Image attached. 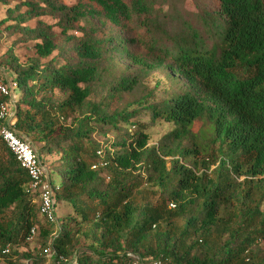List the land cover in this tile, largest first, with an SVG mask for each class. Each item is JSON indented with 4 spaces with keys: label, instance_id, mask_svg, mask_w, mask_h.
<instances>
[{
    "label": "trees",
    "instance_id": "trees-1",
    "mask_svg": "<svg viewBox=\"0 0 264 264\" xmlns=\"http://www.w3.org/2000/svg\"><path fill=\"white\" fill-rule=\"evenodd\" d=\"M191 1L0 0V37L34 54L0 57L16 135L61 164L48 222L0 138V264H45L18 251L32 229L58 264H264V0ZM153 124L168 130L149 145Z\"/></svg>",
    "mask_w": 264,
    "mask_h": 264
},
{
    "label": "rangeland",
    "instance_id": "rangeland-1",
    "mask_svg": "<svg viewBox=\"0 0 264 264\" xmlns=\"http://www.w3.org/2000/svg\"><path fill=\"white\" fill-rule=\"evenodd\" d=\"M65 3L67 5H72L74 3V0H65ZM177 3H178L177 4L178 8L180 9H183V10L185 9V11H189V12L194 11L193 2L191 0H179V2ZM4 10L5 8L2 5H0V19L4 15ZM42 20H44L46 23L54 22L48 17H44V19ZM29 24L33 26L34 22H30ZM55 32L57 34L58 32L57 29H55ZM16 38H17L16 36L7 37L5 33L1 34L0 57L6 52L11 51V53L14 54V56L19 60L20 64L26 65L27 63H29L28 60L30 58H33L34 56L33 51L30 48V44L19 43L15 45L13 42H15ZM133 50L139 55L145 54L144 49L142 47L137 46V47H134ZM135 68L136 67L131 66L127 61L121 62V66H117L114 70L108 67L107 69H105L103 73V81L108 82L111 78L114 79L119 74L121 75L123 70L125 71L130 70V72H132V71H135ZM0 74L2 75L3 78L10 81L11 75L6 68L4 70H0ZM164 77H165V72H157L154 74H149L147 76H142V79L144 80L143 89L152 88L154 86V83L157 80H163L165 79ZM15 95H16V100H17V96L19 95V92L15 91ZM132 96L133 95H131L129 99L127 100H132L133 98ZM55 97H59L58 92H55ZM94 99L97 100L98 97ZM139 120H141V122L143 123L149 124L148 117L145 115V113H143L140 116ZM66 124L68 125L69 122H66ZM196 128L197 127H195L194 129ZM167 130H168V127L165 124L149 125L148 132H150L151 134L149 145L155 144L161 137H163V135L165 134ZM101 135L102 134L94 135V139H96L98 142H104V144H106L107 140H111L116 136V134L113 131L108 132L105 136H101ZM29 146L33 150V148L36 149L40 147L41 145L38 143H31L29 144ZM42 163H43L42 166L44 167V170L46 172L48 179H52L57 185V182L60 180L59 175L57 173L61 166L58 160V156L57 155L46 156ZM242 179L243 178L239 179V181ZM259 249L260 251H264V246L260 245ZM18 251L20 253H30L31 256H33V258H34V255L38 257L43 256L44 259L46 260L45 264H58L57 262L53 261V255H54L53 251L49 247L42 250L40 247L39 241L33 235H30L28 240L18 248ZM132 256H133V261H136L137 264H145V261L143 262L139 258V256H137L136 254H132ZM17 260L20 264H30V262L27 261L26 259H17ZM1 264H5V262L3 261L1 262ZM72 264H75V262L73 261ZM151 264H155V263L152 262Z\"/></svg>",
    "mask_w": 264,
    "mask_h": 264
},
{
    "label": "built area",
    "instance_id": "built-area-1",
    "mask_svg": "<svg viewBox=\"0 0 264 264\" xmlns=\"http://www.w3.org/2000/svg\"><path fill=\"white\" fill-rule=\"evenodd\" d=\"M16 90L17 84L15 82L8 81L0 75V96L5 98V101L0 103V138L19 166L27 174L29 185L26 192L37 199L40 215L46 221L53 222L55 217V192L58 187L56 184L50 183L44 167L29 144L19 139L16 135L14 111ZM96 155L99 158V162L92 169L105 167L107 162L104 161L103 150H97ZM30 233L33 235L34 230L32 229ZM127 257L132 260V264H137L136 261H133L132 254H128Z\"/></svg>",
    "mask_w": 264,
    "mask_h": 264
}]
</instances>
